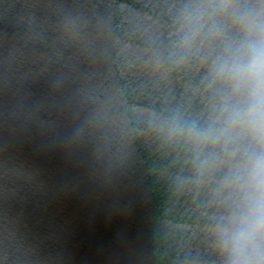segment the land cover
<instances>
[{"label":"water","instance_id":"obj_1","mask_svg":"<svg viewBox=\"0 0 264 264\" xmlns=\"http://www.w3.org/2000/svg\"><path fill=\"white\" fill-rule=\"evenodd\" d=\"M262 35L264 0H0V264L264 262Z\"/></svg>","mask_w":264,"mask_h":264},{"label":"clouds","instance_id":"obj_2","mask_svg":"<svg viewBox=\"0 0 264 264\" xmlns=\"http://www.w3.org/2000/svg\"><path fill=\"white\" fill-rule=\"evenodd\" d=\"M246 62L232 68L239 80L246 82L251 103L245 113L251 132L255 138L264 142V35L248 45ZM239 115V113L237 114ZM253 185L252 213L247 227L234 239L235 250L242 252L245 245L264 241V155L256 158L250 171ZM232 264H248L237 258ZM255 264H264L257 260Z\"/></svg>","mask_w":264,"mask_h":264}]
</instances>
